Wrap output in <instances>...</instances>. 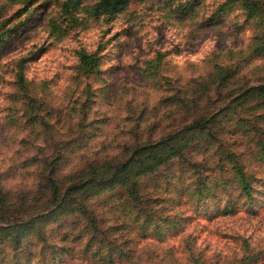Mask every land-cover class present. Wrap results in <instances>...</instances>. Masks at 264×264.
<instances>
[{"label":"rangeland","instance_id":"rangeland-1","mask_svg":"<svg viewBox=\"0 0 264 264\" xmlns=\"http://www.w3.org/2000/svg\"><path fill=\"white\" fill-rule=\"evenodd\" d=\"M100 1L0 0V225L51 231L20 247L11 234L0 264H264V97L253 91L264 84V0L252 14L240 0H129L112 13ZM82 51L97 66L85 69ZM207 116L200 139L196 129L176 137ZM165 137L163 152L192 142L140 177L144 203L130 183L67 195L121 161L153 160L148 141ZM199 162L211 196L195 191ZM55 185L66 205L43 219ZM74 197L93 209L101 241L63 238L84 227L67 213ZM140 205L158 209L153 222H131Z\"/></svg>","mask_w":264,"mask_h":264},{"label":"trees","instance_id":"trees-1","mask_svg":"<svg viewBox=\"0 0 264 264\" xmlns=\"http://www.w3.org/2000/svg\"><path fill=\"white\" fill-rule=\"evenodd\" d=\"M240 1H242V3L244 4V8L248 11V13L252 14V12H253L252 10L254 8L252 0H240ZM128 2H129V0H101L100 1V7L104 8L106 12L112 13V12H116V11H120V10L124 9V7L128 4ZM6 35H7L6 30H0V42L6 40ZM80 55H81L82 65L85 67V69H91L92 67L97 66L98 60H99V57L97 54L87 53V52L82 51L80 53ZM19 81H22V73H19ZM253 91L254 92L256 91V93H258L260 96L264 97V84L257 85L256 88H253ZM168 98H170V97H168ZM208 118H209V116H207L203 120H195L193 123L188 124L187 126H185L182 129H179V134H177L176 137L180 138L182 136V132L184 130L196 129V130H198V133L195 136V139L196 138L200 139V137H201L200 135L202 134V132H199V131L203 130L206 127V121L208 120ZM209 122H212V120ZM171 137H172V135H170L169 138H171ZM169 138L165 137L162 140L159 139L157 143H153V141H148L147 146L150 145L149 149L153 150L157 154L155 156L153 155V160H145L142 164L135 166V167H132L131 169L129 168L131 160L128 162H127V160L125 162L121 161L120 166H122V167L119 166L118 169L113 170L112 173L107 175V176H90V177H88V179L84 183L83 182H81V183L74 182L73 184H69L67 186V195H70L71 192L79 190V189L81 191L83 187H85L88 183L93 182V181H97V183H96L97 185H106V186L110 183L112 185H114L116 183H119L121 185L130 183L131 184V186H130L131 193H132L133 197L135 198L136 203L137 204L144 203V200L146 201L147 197H145L144 195L141 196V193L139 191L140 177L145 173H148L150 171L155 170L159 165L167 162L169 159H171L176 154L182 153V149L184 148V146L186 144L192 142V140L191 141L187 140V141L182 142L180 144H176L172 147L170 146L169 149H167V151H165V152L158 149V147L169 142V140H168ZM205 165L206 164H202V162H199L198 166H197V169H198V171H197L198 176L197 177H198V179H197V183H195V191L198 194V196H200V197H205L207 194H209V196H211L212 193L215 192V190L213 191V189L209 188V186L206 185V183H208V181L206 180L207 178L205 176V173H203V171L207 167ZM126 172H127V175L125 174ZM239 178H240L239 182H240L242 192L246 195L251 196V194H252L251 193L252 192L251 181L249 180L248 177L244 176L243 173H240ZM50 180H51V178L49 177L47 182H46V184L49 186L52 185L54 182L53 181L52 183H49ZM73 187L76 189L72 191ZM83 190L84 191L89 190V187L86 189L83 188ZM58 191H59V188L57 185H55L53 189H50L47 191L49 193L48 199H49L50 203L54 204V206L56 208L53 210H49V213H47V215L40 216L43 219L44 218L48 219L53 215H57L59 210L61 208L65 207L66 202L63 198L61 200H56L57 197H59ZM73 199H76V198L74 197L69 202L67 201V213L73 214L75 216L76 220L82 221V222H77L78 225H75V227H78V226H84V227L78 232L73 230V229L64 231V228H63V232L61 233L63 235V238L67 237V240L69 238L79 239V238H82L83 236H85L86 234H90L89 239L93 238L95 240L101 241V239H98L97 232L96 231L91 232V229L88 225V223L96 222V220H97V216L95 214L91 215V212H93V209L81 208L80 206L79 207L78 206L72 207L70 205V203L73 201ZM81 204H82V202H81ZM137 206L138 205H136V207ZM140 208L145 210V212H142L139 214L136 213L134 216L135 218L131 222H140V219H142V218L144 220H150L149 222H153V220H152L153 215L158 211V209L152 211L151 207H150V209H148V208L142 207L141 205H140ZM34 219H35V217H33L31 220H34ZM83 219L86 222H83ZM31 220H29V221H31ZM57 224L59 225L60 228H61V226H63L61 224V222H58ZM97 226L100 228L98 222H97ZM115 226H116V224H114L112 227H115ZM46 227H47V222H28V221L9 222L6 225H0V244L9 240V238H11L10 237L11 234H13V241L15 243V246L20 247V245L23 244V242L26 238H28V237H30L36 233V230H43V231L51 232ZM108 228L109 227H107L106 230H108ZM40 234L41 233L39 232V235ZM55 254H56V252H55ZM193 255L195 256L196 260L199 259L198 255H195V254H193ZM29 258H31V257H29Z\"/></svg>","mask_w":264,"mask_h":264}]
</instances>
